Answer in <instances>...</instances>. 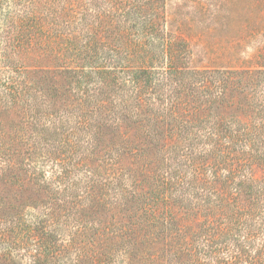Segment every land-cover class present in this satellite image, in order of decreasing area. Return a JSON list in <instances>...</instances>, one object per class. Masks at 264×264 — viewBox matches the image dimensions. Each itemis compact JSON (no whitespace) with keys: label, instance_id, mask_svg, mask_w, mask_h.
<instances>
[{"label":"trees","instance_id":"1","mask_svg":"<svg viewBox=\"0 0 264 264\" xmlns=\"http://www.w3.org/2000/svg\"><path fill=\"white\" fill-rule=\"evenodd\" d=\"M165 4L0 0L1 170L66 217L27 264H264V67L191 68Z\"/></svg>","mask_w":264,"mask_h":264},{"label":"rangeland","instance_id":"2","mask_svg":"<svg viewBox=\"0 0 264 264\" xmlns=\"http://www.w3.org/2000/svg\"><path fill=\"white\" fill-rule=\"evenodd\" d=\"M255 3V0H166L164 26L187 42L191 68L264 67V58L257 56L264 33L250 35L255 22L262 23L260 18L264 17V6ZM16 119L13 112L0 108V139L12 135ZM77 157L78 154H73V158ZM1 164L0 231L6 227L7 233L0 237V264H27L29 259L24 250L28 248L27 237L34 222L44 217L49 208L55 209L54 214L61 221L66 217L60 216L64 211L57 209V202L48 200L41 189L26 179L16 180L12 176L16 170L2 171ZM48 166L49 163L44 166L46 170ZM65 223L60 225L62 237L73 223L71 217Z\"/></svg>","mask_w":264,"mask_h":264}]
</instances>
